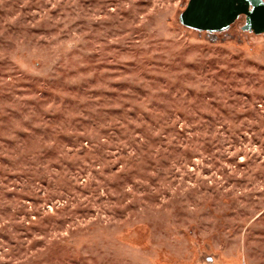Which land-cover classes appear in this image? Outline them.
<instances>
[{"label":"rangeland","instance_id":"1","mask_svg":"<svg viewBox=\"0 0 264 264\" xmlns=\"http://www.w3.org/2000/svg\"><path fill=\"white\" fill-rule=\"evenodd\" d=\"M189 0H0V264H264V33Z\"/></svg>","mask_w":264,"mask_h":264},{"label":"water","instance_id":"2","mask_svg":"<svg viewBox=\"0 0 264 264\" xmlns=\"http://www.w3.org/2000/svg\"><path fill=\"white\" fill-rule=\"evenodd\" d=\"M242 15L243 30L264 33V0H189L179 19L188 28L215 33L228 30Z\"/></svg>","mask_w":264,"mask_h":264}]
</instances>
